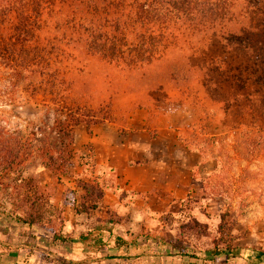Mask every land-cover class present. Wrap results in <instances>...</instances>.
<instances>
[{
    "label": "rangeland",
    "instance_id": "rangeland-1",
    "mask_svg": "<svg viewBox=\"0 0 264 264\" xmlns=\"http://www.w3.org/2000/svg\"><path fill=\"white\" fill-rule=\"evenodd\" d=\"M234 53L225 55L232 65H236ZM203 58L194 57L191 51L178 50L154 67L152 73L157 77L161 71L172 69L193 71ZM103 72L115 74L110 68ZM192 77L188 84H173L174 89L163 86L160 80L152 81L151 85H125L128 95L116 96L111 101L113 110L109 118L99 122L112 123L120 133L127 134L140 124L139 120L138 124H131L130 119L144 117L143 127L151 135H156L160 128L174 130L187 148L182 141L184 132L195 125L204 142V156L194 152L197 156L187 197L164 216L163 233L148 234L157 237L149 243L150 249L131 253L115 249L117 233L110 234L105 229L115 230L118 221L113 217L103 219L97 211L102 195L97 177L106 182L111 176L94 168L93 148L81 144L79 131L87 127L81 124L74 127L73 153L67 159L71 164L66 163L65 172L47 168L41 156H35L26 164L19 180L10 181L8 189L0 188L4 209L34 220L30 227L0 213V264H63L65 260L76 264H249L255 252L264 251V145L253 150L249 143L259 138L248 132L256 123L260 134H264V90L250 97L249 92L255 93L259 88V84L251 81L247 88L246 83L241 86L240 82L219 88L217 82V89L209 90L204 83L205 75L201 74L198 81ZM145 87L149 95L140 96ZM261 87L264 89V85ZM110 89L114 91V87ZM188 89L190 97L185 94ZM17 97V101L3 107L7 115L15 122L35 124L42 129L41 139L54 141L56 114L51 109L54 105L41 95L26 94L22 88ZM86 102L92 107L97 105L96 101ZM236 141L239 144L235 146ZM224 154L229 157L228 162ZM185 158L193 164V155L187 153ZM15 177L12 175L11 179ZM15 185L19 186L16 191L12 190ZM68 229L72 232L68 233ZM90 232L92 238L81 242L80 237ZM55 234L69 240L56 241ZM100 235L106 244L104 250L95 244ZM171 243L183 246L182 253L186 255L177 249L172 250L174 255L166 254L172 249ZM6 244L11 247L3 246ZM229 248H236L239 254L236 257L228 256V252L211 254Z\"/></svg>",
    "mask_w": 264,
    "mask_h": 264
},
{
    "label": "trees",
    "instance_id": "trees-1",
    "mask_svg": "<svg viewBox=\"0 0 264 264\" xmlns=\"http://www.w3.org/2000/svg\"><path fill=\"white\" fill-rule=\"evenodd\" d=\"M178 50L191 51L204 61L193 71L172 69L155 77L152 69ZM234 52L236 65L225 58ZM106 68L114 71V76L103 72ZM189 74L193 81L205 75L209 90L233 82L246 83L247 88L251 81L259 88L249 92L250 97L260 94L264 90V0H0V188L8 189L10 181L19 180L35 156H41L47 168L65 172L66 163L71 164L67 159L73 153L74 127L85 124L90 129L92 124L107 120L113 110L111 101L128 95L125 85H151L160 80L174 89L175 83L188 84ZM109 86L114 87L113 92ZM20 88L54 105V141L41 139L40 133L44 134L35 124L15 122L7 115L3 107L17 101ZM185 94L190 97L189 89ZM148 95L145 87L140 96ZM86 101L97 105L92 107ZM256 127L255 123L248 131L259 138L249 143L253 150L264 145V134ZM195 128H187L182 141L204 156V142ZM238 144L236 141L235 146ZM222 145L227 148L226 143ZM224 156L228 162L229 157ZM12 175H16L13 180ZM18 188L15 185L12 190ZM4 208L0 203V213L18 223L34 224L33 219ZM105 230L113 232L111 227ZM102 236L94 240L99 250L106 248ZM90 238L91 232L80 240ZM54 239L69 240L57 234ZM156 239L144 234L129 241L119 235L114 247L127 253L144 252ZM170 245L168 255H174V249L179 253L185 250L176 243ZM238 251L229 248L211 254L228 252L236 257ZM255 253L249 264H264V251ZM63 264L76 263L65 260Z\"/></svg>",
    "mask_w": 264,
    "mask_h": 264
},
{
    "label": "crops",
    "instance_id": "crops-1",
    "mask_svg": "<svg viewBox=\"0 0 264 264\" xmlns=\"http://www.w3.org/2000/svg\"><path fill=\"white\" fill-rule=\"evenodd\" d=\"M130 122L139 126L129 129L127 134L120 133L114 124L103 122L80 130L79 135L81 144L94 150V168L111 176L106 182L97 177L102 187L97 211L103 219L116 218L113 232L132 241L144 233H163L164 216L187 197L197 155L179 140L174 130L160 128L156 135H151L143 127L144 117L133 116ZM187 153L193 155V164L185 158Z\"/></svg>",
    "mask_w": 264,
    "mask_h": 264
}]
</instances>
